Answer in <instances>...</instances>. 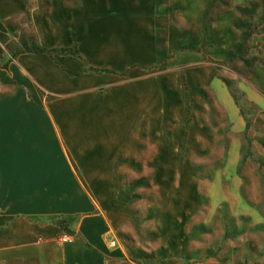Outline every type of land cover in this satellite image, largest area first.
<instances>
[{"label":"crops","instance_id":"crops-1","mask_svg":"<svg viewBox=\"0 0 264 264\" xmlns=\"http://www.w3.org/2000/svg\"><path fill=\"white\" fill-rule=\"evenodd\" d=\"M25 12L44 51L9 49ZM155 14L149 0H0V264H114L115 181L157 128Z\"/></svg>","mask_w":264,"mask_h":264},{"label":"rangeland","instance_id":"rangeland-1","mask_svg":"<svg viewBox=\"0 0 264 264\" xmlns=\"http://www.w3.org/2000/svg\"><path fill=\"white\" fill-rule=\"evenodd\" d=\"M149 1L157 128L115 181L114 264H264V0ZM8 25L38 47L27 12Z\"/></svg>","mask_w":264,"mask_h":264},{"label":"built area","instance_id":"built-area-1","mask_svg":"<svg viewBox=\"0 0 264 264\" xmlns=\"http://www.w3.org/2000/svg\"><path fill=\"white\" fill-rule=\"evenodd\" d=\"M58 240L61 242H69L72 240V236L67 232H63L58 236Z\"/></svg>","mask_w":264,"mask_h":264},{"label":"trees","instance_id":"trees-1","mask_svg":"<svg viewBox=\"0 0 264 264\" xmlns=\"http://www.w3.org/2000/svg\"><path fill=\"white\" fill-rule=\"evenodd\" d=\"M44 48H41L40 46H38L37 48H32V49H28V51H35V52H40V51H44ZM60 51L64 52L66 51V49H61ZM71 54H74L73 51H71Z\"/></svg>","mask_w":264,"mask_h":264}]
</instances>
